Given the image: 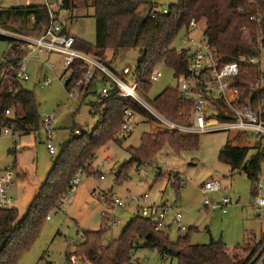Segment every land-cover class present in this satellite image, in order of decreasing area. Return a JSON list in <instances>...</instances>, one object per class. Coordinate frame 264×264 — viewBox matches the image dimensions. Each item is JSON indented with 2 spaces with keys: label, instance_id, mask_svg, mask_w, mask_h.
<instances>
[{
  "label": "trees",
  "instance_id": "trees-1",
  "mask_svg": "<svg viewBox=\"0 0 264 264\" xmlns=\"http://www.w3.org/2000/svg\"><path fill=\"white\" fill-rule=\"evenodd\" d=\"M82 1L94 9L96 44L92 47L76 39L74 48L88 55L93 54L100 60L105 58L108 51L119 54L126 49L138 50L141 55L138 65L141 80L138 81L136 90L142 98L151 88V76L157 66L163 64L171 68L178 78L187 75L188 59L185 54L175 52L173 44L188 30L190 22L195 20L199 24L203 23L204 37L218 52L223 64H240V74L235 80L240 99L248 100L251 96L250 89L255 84L259 93L252 97L253 104L264 99L262 72L257 64H249L252 58L259 59L264 52V0H178L169 7L168 14H159L156 19H152L150 15L157 9V5L151 0ZM75 6V0H63L62 10ZM252 17L259 18V23L253 22ZM31 19H34L32 32H38L37 36L48 29L49 15L42 3L0 8L2 29L19 33L13 24L23 21L26 28ZM63 33L69 34L65 28ZM0 40L8 42L9 46L13 45L15 50L12 57L14 68L0 83V134L5 129L22 134L37 132L41 122L34 94L15 78L17 62L25 53L18 49L13 39L0 35ZM86 74L85 63L76 60L72 66V79L66 82L65 88L73 89L85 79ZM109 80L101 70L96 69L94 80L84 89V92L87 91L85 96L90 89L93 90L96 82L105 84ZM112 87L109 100L93 105L94 114L101 117L98 125L91 131L83 130L84 133L82 129L75 130L71 141L62 146L45 186L34 197L25 216L20 217L19 211L13 207L0 209V264H16L19 257L33 245L43 221L47 220L51 211L60 208L68 195L71 181L78 170H86L95 153L114 141L119 131H123L125 109L130 107L139 113H147L133 99L117 98V90ZM95 96H98L96 92ZM150 104L168 120L189 125L193 106L181 104L177 89H167ZM7 110H11L14 117H6ZM76 131H81V134H76ZM198 137L199 135H185L178 131L144 134L140 148L129 150L131 159L119 171L116 180L126 178L125 173L133 164L138 166L148 163L166 145L177 152L197 148ZM242 137L237 134L233 141H228L221 149L219 159L234 173L245 172L255 183L261 175L264 162V141L255 142L252 147L235 146L234 141ZM251 151L255 153L250 157ZM103 216L106 220L109 219L108 215ZM104 226L105 224L102 228ZM102 228L85 233L83 243L74 254L91 264H132L131 254L144 248L165 252L176 258L178 264H249L264 242L252 243L248 248L243 247L244 243L233 250L222 241H212L207 245L193 244L188 236H179L173 242L169 235L157 232L153 223L135 215L123 235L106 245L103 243Z\"/></svg>",
  "mask_w": 264,
  "mask_h": 264
},
{
  "label": "rangeland",
  "instance_id": "rangeland-1",
  "mask_svg": "<svg viewBox=\"0 0 264 264\" xmlns=\"http://www.w3.org/2000/svg\"><path fill=\"white\" fill-rule=\"evenodd\" d=\"M50 1L53 6L57 3V0ZM151 1L159 9L169 8L177 0ZM39 3L42 1L0 0V8L25 7L28 4ZM75 4L76 6L72 9L59 11L58 22L74 38L94 47L96 44L94 9L85 5L82 0H75ZM33 21L31 19L26 28L23 21L14 23L13 27L23 35L37 36L38 32H32ZM200 26L202 30L203 23ZM0 30L10 31L2 28ZM195 35L199 36V33ZM178 45L179 39H176L173 47L176 48ZM8 49V42L0 40V58ZM39 56L41 59L49 58L47 61L54 65L55 73L45 68L43 75L40 74L39 64L34 60L35 55H32L28 64L30 80L24 82L23 86L34 94L40 122L47 115H54L57 120L54 135L50 141L56 148V154H49L46 146L49 140L42 126L39 131L29 134L12 132L10 136H5L3 131L0 134V171L10 172L12 175L14 186L10 193L14 199L13 208L19 211L20 217L25 216L30 203L45 186L60 156L62 146L71 141L75 130L82 129L84 133L98 125L101 117L99 114H94L92 107L97 103L95 92L99 94L104 85L108 87L114 85L113 80L105 84L99 81L93 86V90H89L87 96H85L87 91L84 92L82 89L78 100L72 99L65 88L68 73L64 74L65 71L59 63L61 57L56 53L44 52L39 53ZM91 57L97 59L129 87L134 88L141 59L138 50L126 49L119 54L108 51L102 60L93 54ZM256 63L262 72L261 83L264 89V52L259 59H256ZM126 67L131 69L130 75L124 74L123 70ZM159 69L163 74L162 78L153 82L149 92L143 97L149 104L167 89H177L182 82L171 68L162 64L159 65ZM41 78L42 81L50 79L52 83L41 89L38 83ZM138 114L137 120L129 125L127 131H119L116 134L115 140L118 141H110L95 153L91 165L80 177L78 188L63 200L60 208L48 214L50 219L44 220L41 224L38 238L19 257L16 264H45L46 262L69 264L68 257L83 243L85 233L99 231L105 224L102 228L103 243L107 245L123 235L127 226L137 215L139 207L154 204L159 206L164 203L170 206L179 204L183 223L189 229L181 237H190L193 244L207 245L212 241H222L230 250H233L244 243L243 247L248 248L253 245L252 243L264 240V209L258 211L253 207L255 183L245 172L234 173L219 159L221 149L228 141H233L235 131L199 134L197 148L180 152L166 145L148 161L147 174L138 171L139 165L133 164L125 173L126 178L116 180L115 177L119 171L131 159L129 150L140 148L144 134L152 131L155 134L160 131L153 125L154 119L150 114L139 112ZM11 116L14 117V113ZM254 143L253 137L248 135L234 141L233 144L237 147H252ZM254 153L255 151H251L249 156H253ZM105 162H107L106 166ZM165 165L167 167L163 170L162 177H158L157 175L161 173ZM169 173L181 177L182 186L169 183L166 179ZM101 174L104 175V179L100 178ZM263 176L264 162L259 179ZM210 181L220 182L223 190L204 196L199 187ZM109 194L123 199L126 206L110 211L112 203ZM145 194H148L149 198L143 201L140 198ZM206 198L213 203L230 198L232 206L226 214H223L221 210L203 214V202ZM105 211L111 214L113 222L110 219L107 221L103 216ZM118 221L119 224L114 226L113 223ZM178 236L177 231L173 230L170 240L175 242ZM137 259H140L141 264H145V259L151 260L149 264H161V257L150 249H138L132 264ZM167 264H178V261L170 257Z\"/></svg>",
  "mask_w": 264,
  "mask_h": 264
},
{
  "label": "built area",
  "instance_id": "built-area-1",
  "mask_svg": "<svg viewBox=\"0 0 264 264\" xmlns=\"http://www.w3.org/2000/svg\"><path fill=\"white\" fill-rule=\"evenodd\" d=\"M41 1L46 7L49 15V27L42 35L26 36L21 33L0 30L4 36L16 41L18 49L25 53L23 58L17 62L15 71V78L20 83L23 84L30 80L28 64L32 55H35L34 60L43 63L49 70L54 72V65L50 64L49 61H43L39 53H56L61 57L59 63L65 71L64 74L67 75L68 73L66 82L72 79V66L76 60H81L86 65L87 74L85 79L78 82L73 89H66L68 95L72 99L78 100L80 90L87 88L94 80L95 70L99 69L111 81L113 80V86L117 90V98H131L137 102L152 116V119H154L153 125L155 128L158 127L160 131H178L185 135L235 131L236 135L241 134L243 137L251 135L255 142L264 141V99L257 101L255 105L252 100V97L259 93L257 84L252 85L250 89V98L242 101L240 99V92L235 86V80L240 74V64L237 62L223 64L218 52L212 48L211 44L204 37L203 29H200V24L195 20H192L188 30L179 36V45L174 48L175 52L185 54L189 62V71L187 75L179 77L182 79V82L177 90L181 104H191L193 109L189 125H181L165 118L151 104L147 103L139 96L136 87L138 81L141 80V76L138 75L134 88H131L109 71L102 63L98 62L97 59L74 48L76 38L70 34H64V27L58 22V13L62 10L63 0H57L55 6H53L50 0ZM168 13L169 8L162 7L153 10L150 15L152 19H156L159 14L166 15ZM252 21L259 23V18L252 17ZM195 33H199V36H196ZM14 55L15 50L13 49V45H10L5 55L0 58V83L10 75L11 70L14 68V63L12 62V57ZM249 64H257L256 59L252 58ZM94 68L95 70H93ZM123 71L125 75H130L131 73V69L128 67L124 68ZM162 76L163 74L159 66H157L152 73L151 82L158 81ZM51 83L52 81L50 79H45L39 83V87L44 89ZM17 91L18 90H16L15 93H17ZM112 92V86L108 87L104 85L96 97L97 103H95V105H100L102 102L109 100L112 96ZM5 115L6 117H11L12 111L7 110ZM138 116L139 114L137 111L130 107L126 108L124 111L122 130L127 131L129 125L135 122ZM56 122L57 120L54 115H47L41 121L43 131L49 140L47 149L50 155L56 154V148L50 142L54 135ZM3 134L5 136H10L12 130L5 129L3 130ZM76 134L80 135L81 131H76ZM104 165L106 166L107 162H105ZM148 165L149 163L140 164L138 166V171L147 174L146 170L148 169ZM166 167L167 165L162 167L161 173L157 175L158 177H162L163 170L166 169ZM85 173V169L78 170L76 176L71 181L68 195L78 188L80 177ZM100 178L104 179V175L101 174ZM166 179L174 186H182V178L178 175L169 173ZM13 186L14 181L11 173L0 171V209H9L13 207L14 199L10 193ZM254 188L253 207L260 211L264 209V176L255 182ZM199 189L204 196H207L209 193L221 192L223 187L218 181H210L200 186ZM109 195L112 203L110 211H115L118 208L126 206L123 199L114 197V195L111 194ZM148 198L149 195L145 194V196L140 199L146 201ZM178 205L179 204L170 206L164 203L159 206L154 204L148 207H139L137 215L153 223L157 232L170 236L173 230H176L179 236H181L189 229L183 223V214ZM230 206H232L230 198H224L218 203H213L206 198L203 202L202 213L206 214L208 212L221 210L223 214H226ZM103 215H108L110 221L113 222V218L110 217L111 214H109L108 211L103 212ZM49 219L50 216L47 217V220ZM113 224L117 226L119 221ZM153 252L161 257V264H167V260L170 258L167 253H160L157 250H153ZM135 257L136 252L131 254V260L133 261ZM144 262L145 264H149L151 260L145 259ZM78 263L91 264L86 259L73 253L69 257V264ZM134 264H141L140 259H137ZM249 264H264V242Z\"/></svg>",
  "mask_w": 264,
  "mask_h": 264
},
{
  "label": "crops",
  "instance_id": "crops-1",
  "mask_svg": "<svg viewBox=\"0 0 264 264\" xmlns=\"http://www.w3.org/2000/svg\"><path fill=\"white\" fill-rule=\"evenodd\" d=\"M29 5V4H28ZM72 36V35H71ZM47 60H49V58H47ZM46 59H43V61H47ZM37 63L39 64V67H38V69H39V72H40V74H42L43 75V72H44V70H45V68H47L45 65H43V63H39L38 61H37ZM54 72H55V70H54ZM38 76H39V74H38ZM40 82H42V78H41V80H38V83H40ZM94 105V104H93ZM93 107V106H92ZM153 130H154V128H153ZM153 132V131H152ZM47 146V145H46ZM48 150V149H47ZM50 154V153H49ZM257 210V209H256ZM261 242V241H260Z\"/></svg>",
  "mask_w": 264,
  "mask_h": 264
},
{
  "label": "water",
  "instance_id": "water-1",
  "mask_svg": "<svg viewBox=\"0 0 264 264\" xmlns=\"http://www.w3.org/2000/svg\"><path fill=\"white\" fill-rule=\"evenodd\" d=\"M12 153V152H11Z\"/></svg>",
  "mask_w": 264,
  "mask_h": 264
}]
</instances>
